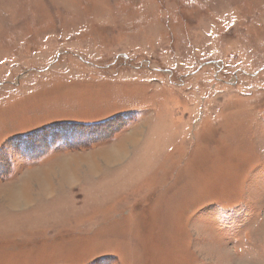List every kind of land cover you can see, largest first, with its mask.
I'll return each instance as SVG.
<instances>
[{
  "label": "rangeland",
  "instance_id": "1",
  "mask_svg": "<svg viewBox=\"0 0 264 264\" xmlns=\"http://www.w3.org/2000/svg\"><path fill=\"white\" fill-rule=\"evenodd\" d=\"M0 264H264V0H0Z\"/></svg>",
  "mask_w": 264,
  "mask_h": 264
},
{
  "label": "bare ground",
  "instance_id": "2",
  "mask_svg": "<svg viewBox=\"0 0 264 264\" xmlns=\"http://www.w3.org/2000/svg\"><path fill=\"white\" fill-rule=\"evenodd\" d=\"M128 141H131V142L135 141L136 142L137 139L136 138H134V140L128 139ZM126 151L127 150L125 147L120 148L118 150L106 149V150H103V152H101L100 159H101L103 164L115 165V164H118L120 161L122 162V160H124V158L126 157V154H127ZM103 160H104V162H103ZM92 168H93V170L95 169V171H98L99 167H98V165L96 166V164H93ZM71 171H72V169H71ZM60 177H61V175H60ZM29 178H30L31 182L30 183L28 182V185L24 184L23 187L14 186L15 189L12 188V190H10V192L4 194V198H6V200L8 202V206H10L12 208H16V209L29 206L32 203V201L30 199L31 196H29L30 195L29 189L31 190V186L36 185L35 181H37V185H38V187H40L41 192L47 191L49 189L48 187L50 184L49 183L50 179H48L46 176L40 177V175L37 173V171L36 172L31 171V173H29ZM67 178H68V176H67ZM69 180H70V178L68 179V181ZM32 182H34V183H32Z\"/></svg>",
  "mask_w": 264,
  "mask_h": 264
}]
</instances>
